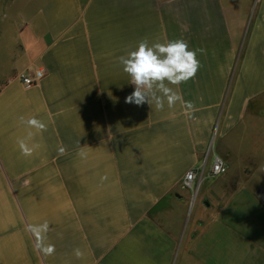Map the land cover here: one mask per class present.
I'll return each mask as SVG.
<instances>
[{
    "label": "crops",
    "instance_id": "obj_1",
    "mask_svg": "<svg viewBox=\"0 0 264 264\" xmlns=\"http://www.w3.org/2000/svg\"><path fill=\"white\" fill-rule=\"evenodd\" d=\"M143 39L204 50L171 108L125 102ZM263 199L264 0H0V264H264Z\"/></svg>",
    "mask_w": 264,
    "mask_h": 264
},
{
    "label": "clouds",
    "instance_id": "obj_2",
    "mask_svg": "<svg viewBox=\"0 0 264 264\" xmlns=\"http://www.w3.org/2000/svg\"><path fill=\"white\" fill-rule=\"evenodd\" d=\"M198 52L203 53L204 50H190L188 42L183 39L154 42L151 45L147 39L141 40L135 50L119 57L123 72L129 77L128 82L134 86V91L126 97L125 102L137 106L147 103L150 107L155 105L157 110H162L166 101L171 108L181 97L169 85L178 88L180 84L195 78L201 66ZM186 103L188 108L194 107L191 102ZM20 119L29 128L46 130V125L34 117ZM28 136L30 138L32 133L29 132ZM17 143L23 155H31L33 148L24 139ZM59 151L60 154L64 153L63 148ZM80 154H83V150ZM76 254L79 256L80 252L77 250Z\"/></svg>",
    "mask_w": 264,
    "mask_h": 264
},
{
    "label": "built area",
    "instance_id": "obj_3",
    "mask_svg": "<svg viewBox=\"0 0 264 264\" xmlns=\"http://www.w3.org/2000/svg\"><path fill=\"white\" fill-rule=\"evenodd\" d=\"M43 73L40 69H35L32 72L22 71L17 75V79L24 87H29L37 84L42 78ZM226 172V164L218 157L214 156L208 169V174L211 177L223 174ZM198 170L195 168L189 169L181 180V186L184 189H192L197 178Z\"/></svg>",
    "mask_w": 264,
    "mask_h": 264
},
{
    "label": "water",
    "instance_id": "obj_4",
    "mask_svg": "<svg viewBox=\"0 0 264 264\" xmlns=\"http://www.w3.org/2000/svg\"><path fill=\"white\" fill-rule=\"evenodd\" d=\"M263 204H264V199H263Z\"/></svg>",
    "mask_w": 264,
    "mask_h": 264
}]
</instances>
